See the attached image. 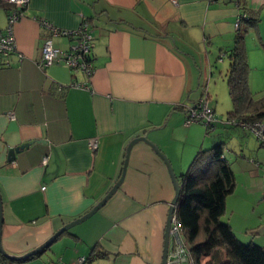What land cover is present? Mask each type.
Segmentation results:
<instances>
[{"label":"crops","instance_id":"0c3cea01","mask_svg":"<svg viewBox=\"0 0 264 264\" xmlns=\"http://www.w3.org/2000/svg\"><path fill=\"white\" fill-rule=\"evenodd\" d=\"M259 9L261 21L264 0H29L13 27L16 51L0 58V244L6 254L20 257L40 247L96 205L118 181L126 146L134 138L146 136L168 158L176 177L184 173L206 145L204 128L185 125L186 110L196 101L198 70L213 67L215 51L222 53V62L227 59V71L237 16ZM7 11L0 1V36ZM44 20L64 30L84 22L93 29L89 78L63 62L37 67L45 40L60 51L74 43L51 37ZM256 30L264 45L259 24ZM244 42L249 63L248 47L256 46L246 36ZM74 81L84 87L71 86ZM218 124L225 132L236 127L233 152L244 155L238 163V156L224 151L236 186L226 198L223 220L241 242L264 247V208L256 212L253 206L264 198V168L258 160L247 161L251 133L229 126L226 118L218 117ZM165 136L179 142L180 151L163 147ZM91 139L97 142L94 151ZM209 142L225 145L221 132ZM27 143L7 160L10 149ZM173 196L164 162L138 141L121 185L104 206L43 253L5 264H77L80 257L86 258L82 264H160ZM258 226L262 230L251 232ZM258 234L262 237L255 238Z\"/></svg>","mask_w":264,"mask_h":264},{"label":"trees","instance_id":"16d2710c","mask_svg":"<svg viewBox=\"0 0 264 264\" xmlns=\"http://www.w3.org/2000/svg\"><path fill=\"white\" fill-rule=\"evenodd\" d=\"M261 10L239 14L242 18L228 54L226 71L228 95L232 103L226 117L229 126H240L243 122H260L264 125V98L256 100L250 90L244 42L247 29L256 28L259 24ZM208 97L206 92L207 100ZM214 124L205 126L206 134L215 129ZM257 139L260 146L264 147V136ZM177 180L180 194L176 217L189 244L194 264H264V247L241 242L223 220L226 198L236 186L234 172L224 157L223 142L199 149L187 170ZM204 258L208 260L203 263ZM9 261V258L0 254V264Z\"/></svg>","mask_w":264,"mask_h":264},{"label":"built area","instance_id":"2783aa9c","mask_svg":"<svg viewBox=\"0 0 264 264\" xmlns=\"http://www.w3.org/2000/svg\"><path fill=\"white\" fill-rule=\"evenodd\" d=\"M1 3L8 9L6 14L7 25L4 34L0 36V58H4L16 51L13 39V27L22 15L23 9L27 6L29 0H0ZM174 1V0H172ZM215 1V0H212ZM237 3V0H233ZM240 17L237 16L234 27L238 28ZM50 36H62L71 38L74 43L68 51H60L53 47L51 39L44 41L42 46L41 60L36 64L39 69H44L55 62H63L71 71L80 72L89 78L93 74V65L90 56V48L93 40L92 30L86 22L82 23L74 30H64L54 27L48 21H41ZM21 57V56H20ZM73 87L81 88L83 84L73 82ZM10 118L12 114H9ZM13 118V117H12ZM215 118L212 108L208 105L206 96H202L198 101L194 102L186 110L185 125L192 123H203L205 126H211L215 123ZM240 126L251 132L255 137L261 138L264 136V125L260 122H243ZM91 151L96 150L97 142L91 139L88 143ZM47 158L43 157L41 163L46 164ZM189 244L185 240L178 218L176 217V209L171 217L169 227V243L166 257V264H194ZM86 261L85 257L77 259V264H82ZM47 264H63L60 261H50Z\"/></svg>","mask_w":264,"mask_h":264},{"label":"rangeland","instance_id":"374dc122","mask_svg":"<svg viewBox=\"0 0 264 264\" xmlns=\"http://www.w3.org/2000/svg\"><path fill=\"white\" fill-rule=\"evenodd\" d=\"M259 25L261 26L262 31H264V14H262V18H261V21H259ZM243 27H246V29L248 28L247 26H243ZM91 30L93 31V29H90V31ZM249 33H251L250 34L251 36H248ZM244 36H246V40L248 41L249 44L254 42V45L256 46V48H253L252 50H250V47H248L249 49L247 51L250 57V60L248 63L249 65L248 83H249V86L251 87V90L255 98H257V100L262 99L264 98V45H261L262 43H260L259 34L256 28L247 29V32L244 34ZM217 55L218 54L215 53V51L212 52L211 58H212L213 67H210V69H207V71L202 70L203 68H201V70H198L196 80H198L199 88L196 93L197 95L194 94L196 96L194 100L196 101L199 100L201 94H203V96H206V92L208 91V95H209L208 100H209L210 107L215 108V113H214L216 115L215 118L218 119L219 117L220 119L224 121L225 118L227 117L228 112L232 108V103L228 95V87H227V80H226L227 77H226L225 69L227 65V59L225 58L224 62H222L223 59H219ZM218 56H222L223 58L222 53L219 54ZM191 125L201 126L202 128H204L205 133H206V128L203 123L196 122V123H192ZM220 125L221 124H218V123L214 124L215 129L209 131L206 135H204L206 138L204 144L206 145H202L201 147L204 149L209 148L211 146V143L210 142L208 143V141H210V139L213 137L214 132H221V137L225 142V145H224L225 153L228 155L234 156V157L238 156V158L237 157L235 158L237 162L239 163L240 160L244 158L242 157L244 155L240 156L233 152L234 148L238 147L237 146V136H236L237 133L233 132L236 130V127L231 128V129L228 128L227 132H225L224 128ZM247 136L251 138V142L249 143L248 147L245 148L247 150L245 151L246 156H247V161L248 159L258 160L259 165H260V166L258 165L259 168H264V147L258 150V146H260L259 140L252 133ZM162 145L168 151H171V153L173 154H175L174 152L180 151L181 149V144L179 142L170 141L168 136L163 137ZM241 153L242 152H239V154ZM233 167L237 172V166L234 164ZM262 204H264V198H262L259 203L257 202V205H253L256 212L258 211L257 209L264 208V205ZM76 225H79V224H76ZM261 226L264 227V219H262ZM261 226L255 227V229L251 232L254 233L257 230L258 231L262 230ZM74 228H75V225L69 229L74 230ZM256 237H262V236L258 234V235H255V238Z\"/></svg>","mask_w":264,"mask_h":264},{"label":"water","instance_id":"95a60500","mask_svg":"<svg viewBox=\"0 0 264 264\" xmlns=\"http://www.w3.org/2000/svg\"><path fill=\"white\" fill-rule=\"evenodd\" d=\"M138 141H143L144 143L148 144L152 150L154 151V153L156 155H158L162 161L164 162L166 169L169 173L171 182L173 184V188H174V196L172 198V200L169 203V207H168V212H167V218H166V223H165V228H164V234H163V246H162V255H161V263L160 264H166V257H167V252H168V243H169V227H170V221H171V217L174 213V210L177 207V202H178V197L180 194V186L178 184V180L177 177L173 171V168L168 160V158L162 153V151H160V149L151 141H149L146 136H142V137H137L132 139L128 145L126 146L125 149V154H124V160H123V164H122V168H121V173L119 176L118 181L114 184V186L104 195V197L96 204L94 205L88 212H86L84 215H82L81 217L63 225L60 229H58L50 238H48L40 247H37L36 249L29 251L27 253H25L24 255L20 256V257H10L9 255L6 254V252L2 249L1 244H0V254L6 256L9 259L12 260H23L26 258H30L32 256L35 255H39L41 253H43L47 248L50 247V245L64 232L68 231L69 228H71L72 226L76 225V224H80L81 222L87 220L88 218H90L93 214H95L102 206L105 205V203L113 196V194L118 190L119 186L121 185L123 178H124V174H125V170H126V166L128 163V157H129V153L130 150L132 148V146L137 143ZM28 143L21 145L19 147H15L14 149H10L8 151V157L7 160L11 161L12 159H14V155L16 153H18L20 150L27 148L28 147ZM1 222H2V207H1V203H0V227H1Z\"/></svg>","mask_w":264,"mask_h":264}]
</instances>
